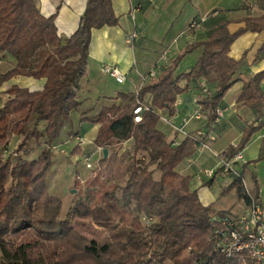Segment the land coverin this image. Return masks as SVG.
Here are the masks:
<instances>
[{
  "label": "trees",
  "instance_id": "16d2710c",
  "mask_svg": "<svg viewBox=\"0 0 264 264\" xmlns=\"http://www.w3.org/2000/svg\"><path fill=\"white\" fill-rule=\"evenodd\" d=\"M245 23L231 34L229 22H223L206 41L187 46L149 85L137 93L119 95L117 99L126 106L105 107L95 119H86L100 125L93 145L109 152L101 164L112 165L111 148L133 140V154L127 155L128 178L123 187L109 184L100 169L82 191L76 187L80 197L60 220L63 201L50 193L47 179L52 146L71 113L83 104L78 88L92 30L116 27L119 19L111 0H89L79 29L62 39L55 18L41 15L33 0H0V54L13 60L10 70L0 72V89L17 77L46 80L41 91L13 86L7 93L10 99L0 103V264H254L247 254L225 258L217 250L213 218L223 214L215 204H202L198 192L190 187L192 177L177 172L194 155L199 141L188 135L178 146L169 144L156 111L166 109L170 117L175 116L179 97L189 89L181 83L204 78L212 89L202 106L208 111V122H215L218 107L245 60V55L238 61L229 57L232 45L247 32L264 31V16L247 18ZM196 50L202 54L194 68L177 75L184 58ZM263 80L264 70L243 86L238 103L250 108L257 120L247 125L241 142L228 149L226 159L242 152L264 128ZM148 94L151 109L135 124L133 111ZM14 136L20 138L16 149L3 157ZM42 139L46 149L37 159L26 160L22 154L28 145ZM141 153L148 154L149 162L140 158ZM86 154L78 146L72 151L75 156ZM13 157L17 158L15 165ZM152 165L161 173L159 180L149 169ZM243 178L244 172L232 177L223 192L236 190L249 205ZM76 184L82 187L78 175ZM253 194L259 201L256 180ZM131 204L135 206L132 210ZM142 218L151 221L145 224ZM56 220L57 228L48 229ZM93 226L107 235L98 240L82 231Z\"/></svg>",
  "mask_w": 264,
  "mask_h": 264
},
{
  "label": "crops",
  "instance_id": "0c3cea01",
  "mask_svg": "<svg viewBox=\"0 0 264 264\" xmlns=\"http://www.w3.org/2000/svg\"><path fill=\"white\" fill-rule=\"evenodd\" d=\"M33 1L41 15L55 18L58 36L68 39L79 29L89 0ZM111 1L119 24L116 27L92 30L86 69L78 88L83 104L71 113L70 120L63 124L52 146V152H65L80 166H83V156L72 155V151L77 146L84 153H89V149H97L93 143L100 125L89 122L87 118L95 119L105 107L120 104L126 106L127 103L122 102V99H117L119 95L137 93L143 76L156 70L158 77L187 46L206 41L223 22H229L228 29L231 34H235L246 26L247 18L264 16V0ZM193 23H196V27H192ZM132 33H137L138 38L131 45L127 39ZM201 54L202 50H196L187 55L176 74L190 72ZM244 55L245 60L236 72L235 82L218 107L224 113L223 118L208 122V111L202 106V101L207 96L203 90L206 88L211 91L212 86L204 78L190 84L186 81L181 83L182 87L188 86L189 89L179 97L175 116L170 117L166 109L156 110L161 117L159 127L169 144L178 146L188 135H193L200 144L203 143V146L198 145L192 157L177 167V172L182 176H191L190 187L198 192L202 204H215L217 212L223 215H244L248 209L245 212H241V209L248 204L238 197L236 190L224 194V189L232 179L224 177L218 170L213 178H209L204 172L215 171L228 149L241 142L247 125L256 123L257 115L243 103H238V98L244 84L264 70V31L247 32L235 41L229 57L238 61ZM106 65L118 67L126 76L125 83L118 84L106 75L103 72ZM151 81L148 80L144 87ZM45 83V79L17 77L5 83L0 94L8 93L13 86L41 91ZM262 86L264 88V80ZM151 103L152 96L148 94L143 104L151 107ZM197 110H200L203 118L184 126V122ZM199 133L203 136L199 137ZM211 137L215 140L211 141ZM12 143L10 142V146ZM133 145V140L125 142L118 156L122 155L126 147L133 148ZM43 147L45 148L44 144ZM110 153L112 154V150ZM242 156L243 161L237 164V169L241 174L244 172V176L248 175L249 182L245 180V183L253 197L256 180L259 202L264 204V128L252 137L242 151ZM243 163H246L245 170ZM160 176L161 173L156 180ZM208 182L211 185L207 186Z\"/></svg>",
  "mask_w": 264,
  "mask_h": 264
},
{
  "label": "rangeland",
  "instance_id": "374dc122",
  "mask_svg": "<svg viewBox=\"0 0 264 264\" xmlns=\"http://www.w3.org/2000/svg\"><path fill=\"white\" fill-rule=\"evenodd\" d=\"M12 62L13 60L9 55L0 54V72H6L10 70L13 67ZM0 95H1L0 103H5L8 99H10V96L7 93H1ZM40 128L42 129V126ZM12 139H14L13 141L11 140V142H13L12 143L13 145L10 146L9 144L11 148L8 146V149L2 154L3 157L8 156L9 153H12L16 149L19 143V142L17 143V141H20L19 137L16 138L14 136ZM44 141H45L44 139H42L41 142L39 143L32 141L30 145H28L26 151L22 154V156L26 160L37 159L41 155V153L46 149V147L45 148L43 147V144H45ZM121 149H122V146L111 148L112 154L113 156H115V162L112 165L100 163V161L104 159L103 149L101 148H97V149L95 148L92 150L89 149L87 151L89 152L87 153V156L92 155V168L91 169L87 168V166L85 165L84 158L81 159L83 166H80L79 164L77 165L74 162L75 159H73L72 156L67 155V153L65 152H58V153L52 152V165L48 172L47 179H48V187H49L50 193L52 195H55L61 198L63 201L64 206H63V211H62L60 220L65 219L69 211V208H71L78 201L80 197L78 192L76 191V187L78 188L79 191H82L84 187L87 186L90 179L94 178L97 175V173H100L99 171L100 169L103 170L102 171L103 181H106L109 184L117 183L121 187L125 186V183L128 178L127 166L130 161L127 155L131 157L133 154V150L130 147H126L122 155L120 154L121 156H118V153L122 151ZM39 151H41L40 154H39ZM141 157H145L146 163L149 162L148 154L141 153L140 158ZM16 159H17L16 157L12 158L14 165L16 164ZM219 168L220 166H218L217 169ZM149 169L153 172L154 179H158L160 171L156 170V165H152ZM222 174L224 175V177L230 180L232 179V176L230 174H227L225 172H222ZM77 175L81 179V184H80V186H82L81 188H79L76 184ZM244 179L246 180V182H249L248 175L244 176ZM225 184L226 182L223 184L224 187H225ZM121 194L122 192L120 191L119 196H121ZM248 206L244 205L241 209L242 210L241 212H245L246 209H248ZM134 208H135L134 204H131L129 209L132 210ZM142 221L145 224H147V223H150L148 221H151V219L142 218ZM58 224H59V221L56 220L52 225L48 227V229H51V230L55 229L57 228ZM82 231L85 232L87 236L94 237L98 240H102L107 235L106 231L100 228H95L94 226L91 227V229L84 228L82 229Z\"/></svg>",
  "mask_w": 264,
  "mask_h": 264
},
{
  "label": "built area",
  "instance_id": "2783aa9c",
  "mask_svg": "<svg viewBox=\"0 0 264 264\" xmlns=\"http://www.w3.org/2000/svg\"><path fill=\"white\" fill-rule=\"evenodd\" d=\"M192 27H196V23H193ZM137 38V33H132L127 39L128 44L132 45ZM103 72L114 79L118 84H124L126 81V76L116 66L106 65L103 67ZM156 76V70H153L148 75L143 76L139 90L144 87L148 80L155 79ZM203 91L206 94L208 93L206 88ZM150 109L151 107L144 105L143 102H138L133 111L134 123L140 124L143 121L144 113ZM223 116V111L218 109L216 120L223 118ZM202 118V113L200 110H197L191 118L184 122V126L193 120L197 121ZM202 136L203 134L199 133V137ZM210 140L214 141L215 139L211 137ZM201 144L199 146H203V143ZM83 158L87 168L91 169L92 155H85ZM242 161V152H239L231 159H226L225 154L219 162V169H222V172L230 174L232 177H240L241 173L237 170V164ZM217 170H205V174L209 178H213ZM243 183L250 198L247 212L241 216L225 214L214 217L213 220L216 223V228L213 232L212 239L216 243L217 250H219L225 258H232L236 255L247 254L254 264H264V204L257 201L251 195L250 191L246 187L244 178Z\"/></svg>",
  "mask_w": 264,
  "mask_h": 264
},
{
  "label": "water",
  "instance_id": "95a60500",
  "mask_svg": "<svg viewBox=\"0 0 264 264\" xmlns=\"http://www.w3.org/2000/svg\"><path fill=\"white\" fill-rule=\"evenodd\" d=\"M108 149L104 148L103 149V156H104V159H106L108 157Z\"/></svg>",
  "mask_w": 264,
  "mask_h": 264
}]
</instances>
